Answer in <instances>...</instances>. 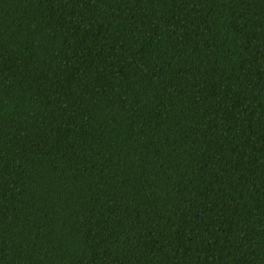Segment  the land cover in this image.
I'll return each mask as SVG.
<instances>
[{
	"label": "trees",
	"instance_id": "trees-1",
	"mask_svg": "<svg viewBox=\"0 0 264 264\" xmlns=\"http://www.w3.org/2000/svg\"><path fill=\"white\" fill-rule=\"evenodd\" d=\"M0 264H264V0H0Z\"/></svg>",
	"mask_w": 264,
	"mask_h": 264
}]
</instances>
